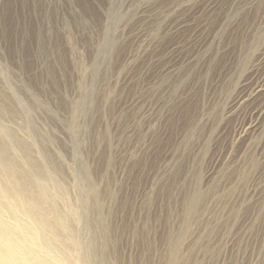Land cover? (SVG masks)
<instances>
[{
    "label": "rangeland",
    "instance_id": "374dc122",
    "mask_svg": "<svg viewBox=\"0 0 264 264\" xmlns=\"http://www.w3.org/2000/svg\"><path fill=\"white\" fill-rule=\"evenodd\" d=\"M17 140L82 264H264V0H0Z\"/></svg>",
    "mask_w": 264,
    "mask_h": 264
},
{
    "label": "bare ground",
    "instance_id": "6f19581e",
    "mask_svg": "<svg viewBox=\"0 0 264 264\" xmlns=\"http://www.w3.org/2000/svg\"><path fill=\"white\" fill-rule=\"evenodd\" d=\"M16 146L26 158L24 167L16 163L0 142V187L6 196L0 197V264H56V261L82 264L76 251V256L70 254L60 228L50 221L49 213L56 205L43 198L47 185L35 180L43 172L31 160V148L19 140ZM54 168L51 164L55 172ZM11 200L18 201L20 207L14 203L9 209ZM21 214L24 221L29 220V225L20 223ZM77 225V219L69 216L67 226L75 230ZM30 229L34 230L33 234L28 232Z\"/></svg>",
    "mask_w": 264,
    "mask_h": 264
}]
</instances>
